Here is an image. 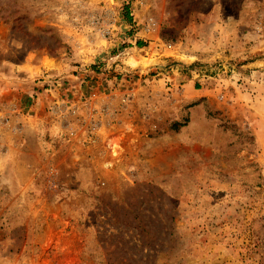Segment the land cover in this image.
Masks as SVG:
<instances>
[{
  "label": "rangeland",
  "instance_id": "374dc122",
  "mask_svg": "<svg viewBox=\"0 0 264 264\" xmlns=\"http://www.w3.org/2000/svg\"><path fill=\"white\" fill-rule=\"evenodd\" d=\"M0 264H264V0H0Z\"/></svg>",
  "mask_w": 264,
  "mask_h": 264
},
{
  "label": "crops",
  "instance_id": "0c3cea01",
  "mask_svg": "<svg viewBox=\"0 0 264 264\" xmlns=\"http://www.w3.org/2000/svg\"><path fill=\"white\" fill-rule=\"evenodd\" d=\"M262 61H263L262 59H255L254 61H251L250 64H257Z\"/></svg>",
  "mask_w": 264,
  "mask_h": 264
},
{
  "label": "trees",
  "instance_id": "16d2710c",
  "mask_svg": "<svg viewBox=\"0 0 264 264\" xmlns=\"http://www.w3.org/2000/svg\"><path fill=\"white\" fill-rule=\"evenodd\" d=\"M128 19H130V18H129V16H128ZM179 126H180V124H179V123H175V124L173 125L174 129H178V128H179Z\"/></svg>",
  "mask_w": 264,
  "mask_h": 264
}]
</instances>
